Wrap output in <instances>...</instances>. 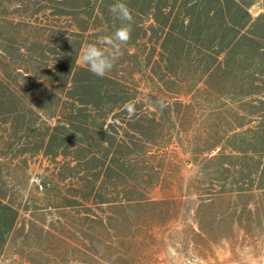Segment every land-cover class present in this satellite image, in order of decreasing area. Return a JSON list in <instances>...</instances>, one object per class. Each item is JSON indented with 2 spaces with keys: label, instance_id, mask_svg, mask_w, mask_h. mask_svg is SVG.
I'll return each mask as SVG.
<instances>
[{
  "label": "trees",
  "instance_id": "16d2710c",
  "mask_svg": "<svg viewBox=\"0 0 264 264\" xmlns=\"http://www.w3.org/2000/svg\"><path fill=\"white\" fill-rule=\"evenodd\" d=\"M114 2L0 0V264H157L188 218L199 255L264 239V0H124L119 53Z\"/></svg>",
  "mask_w": 264,
  "mask_h": 264
},
{
  "label": "rangeland",
  "instance_id": "374dc122",
  "mask_svg": "<svg viewBox=\"0 0 264 264\" xmlns=\"http://www.w3.org/2000/svg\"><path fill=\"white\" fill-rule=\"evenodd\" d=\"M13 9H8L7 13H12ZM254 16L261 12L259 5L252 7ZM8 15V14H7ZM83 56V55H82ZM82 56L79 63L83 64ZM48 161L37 160L31 168L33 177L43 174L47 167H51ZM191 166L185 171L186 176ZM154 198H160L159 189L153 192ZM195 228L192 218L184 221H176L163 229L159 235L161 244L157 255V264H264V239L244 234H238L233 240H224L219 245L213 247L212 251L199 255L192 248L191 230ZM5 264H26L15 255H9Z\"/></svg>",
  "mask_w": 264,
  "mask_h": 264
},
{
  "label": "clouds",
  "instance_id": "9594fccd",
  "mask_svg": "<svg viewBox=\"0 0 264 264\" xmlns=\"http://www.w3.org/2000/svg\"><path fill=\"white\" fill-rule=\"evenodd\" d=\"M109 11L122 22L121 26L112 33L111 37L107 38L114 41L113 47H116V51L119 53L117 44H126L131 38L133 15L124 0H115L110 5ZM82 59L88 66L89 71L98 77H103L114 67L118 54L109 53L96 44H90L84 50Z\"/></svg>",
  "mask_w": 264,
  "mask_h": 264
}]
</instances>
